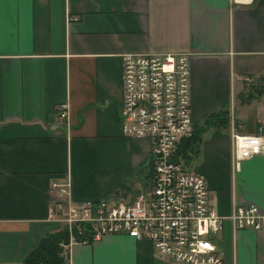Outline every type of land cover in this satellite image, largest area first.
Listing matches in <instances>:
<instances>
[{
    "label": "crops",
    "instance_id": "0c3cea01",
    "mask_svg": "<svg viewBox=\"0 0 264 264\" xmlns=\"http://www.w3.org/2000/svg\"><path fill=\"white\" fill-rule=\"evenodd\" d=\"M151 51L190 54L198 130L219 113L194 155L218 214L234 203L264 214V155L235 168L231 138L264 136V0H2L0 264H22L62 230L48 219L51 179L70 178L78 202H132L149 183L150 141L123 135L120 105L123 54ZM213 239L224 264H264L261 231L226 220ZM66 264L179 263L148 240L108 235L74 244Z\"/></svg>",
    "mask_w": 264,
    "mask_h": 264
},
{
    "label": "built area",
    "instance_id": "2783aa9c",
    "mask_svg": "<svg viewBox=\"0 0 264 264\" xmlns=\"http://www.w3.org/2000/svg\"><path fill=\"white\" fill-rule=\"evenodd\" d=\"M122 59V132L150 141L151 197L137 195L132 202L115 198L78 202L73 199L70 178L51 179L48 219L62 224L69 234L68 242L60 243L63 254L69 259L77 243L128 235L150 241L154 254L171 262L224 264L211 234L219 232L226 220L234 232L250 228L264 233V214L255 204L236 203L230 215L218 214L207 179L186 167L181 150L198 130L192 117L190 54L128 52ZM58 115L62 120L68 117L67 104L58 107ZM231 138L237 167L264 155L263 135L232 131Z\"/></svg>",
    "mask_w": 264,
    "mask_h": 264
},
{
    "label": "trees",
    "instance_id": "16d2710c",
    "mask_svg": "<svg viewBox=\"0 0 264 264\" xmlns=\"http://www.w3.org/2000/svg\"><path fill=\"white\" fill-rule=\"evenodd\" d=\"M221 114V113H220ZM219 113L211 114L205 121V126L197 130L195 137L187 141L181 152L186 159L190 153L197 155L201 143V134L209 127L218 125ZM230 112L222 114L220 125L225 126L230 123ZM69 234L66 231H59L44 235L38 242L37 246L23 259L22 264H66L69 259L63 254L64 250L60 246L61 242H68Z\"/></svg>",
    "mask_w": 264,
    "mask_h": 264
},
{
    "label": "rangeland",
    "instance_id": "374dc122",
    "mask_svg": "<svg viewBox=\"0 0 264 264\" xmlns=\"http://www.w3.org/2000/svg\"><path fill=\"white\" fill-rule=\"evenodd\" d=\"M197 159L195 158L194 155H190L187 159L186 163V167L187 169H193L196 164H197ZM145 181V180H144ZM136 194L137 195H144L147 199L151 197V187H150V183L144 182V184L142 186H139V188L136 190ZM211 236H215V234H211Z\"/></svg>",
    "mask_w": 264,
    "mask_h": 264
},
{
    "label": "bare ground",
    "instance_id": "6f19581e",
    "mask_svg": "<svg viewBox=\"0 0 264 264\" xmlns=\"http://www.w3.org/2000/svg\"><path fill=\"white\" fill-rule=\"evenodd\" d=\"M150 159H152L151 157H150ZM235 166V168L237 167L236 165H234ZM152 167H153V163H152V161L150 160V170H151V174H150V176L152 175Z\"/></svg>",
    "mask_w": 264,
    "mask_h": 264
},
{
    "label": "snow or ice",
    "instance_id": "6c2138e0",
    "mask_svg": "<svg viewBox=\"0 0 264 264\" xmlns=\"http://www.w3.org/2000/svg\"><path fill=\"white\" fill-rule=\"evenodd\" d=\"M0 2H2V0H0Z\"/></svg>",
    "mask_w": 264,
    "mask_h": 264
}]
</instances>
